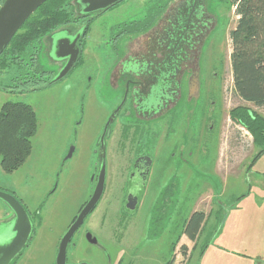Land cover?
Masks as SVG:
<instances>
[{
    "label": "rangeland",
    "instance_id": "374dc122",
    "mask_svg": "<svg viewBox=\"0 0 264 264\" xmlns=\"http://www.w3.org/2000/svg\"><path fill=\"white\" fill-rule=\"evenodd\" d=\"M177 1L129 0L106 14L96 22L88 38L93 56L84 66L53 83L67 63L53 56L57 36L63 38L69 29L73 36L81 31L80 24L71 28L62 26L64 28L52 38L42 41L37 52L39 65L47 72L48 81L51 79L44 85L45 88L29 92L13 89L6 92L0 88V111L7 103H24L33 108L38 118V131L26 163L13 173H6L0 160V190L16 196L30 215L35 216L38 211L41 213V220H35L30 244L15 264H56L60 241L90 195L95 154L99 147L97 139L103 134L111 111L123 97L122 93L108 91L106 87H98L99 83L92 84L89 80L93 78L94 81L97 74L101 78L107 72L110 61L124 56L129 45L141 40L142 34L135 30L136 27H143L152 19L151 26L157 25ZM233 1L206 0L209 12L218 21V35L222 42L221 61L205 72L209 76L214 66V73L219 74L220 82L211 83V77L208 79V90L214 92L217 87L220 90L213 115L215 131H207L202 136L197 125L199 113L194 114L191 105L187 119L192 137L189 145L191 152L186 153V163L178 153L174 158L170 157V151L161 157V167L172 168V173H162L164 181L159 184V204L153 202L150 206L155 211L150 209L145 212L149 199L145 202L148 205L127 229H120L116 223L106 225L111 227L105 226L104 231L109 236L114 233L110 244H101L103 247L83 244L77 253L70 250L71 264H117L120 250V253L125 252L123 264H167L172 259L174 264H264V154L253 162L257 149L253 146L251 134L235 125L230 118L231 110L237 106H247L263 116L264 108L244 103L234 91L230 32L236 27L238 17ZM120 30L136 34H124L118 38L116 50L115 44L111 46L108 43L115 31ZM15 78V73H5L0 84L12 88L17 84ZM91 84L98 92L89 90ZM174 121L179 123L181 115ZM210 123L211 119L207 125ZM117 157L112 169L121 168ZM178 170H185L186 173H178ZM57 184V192L48 197ZM170 186L174 187L170 197L172 203L167 217L163 218L161 201L165 189ZM221 205L225 207L224 220L215 227ZM104 208L101 203L91 216L89 228L93 233L99 232L100 214ZM8 211L6 204L0 200V222L8 217ZM156 211L158 219L154 222ZM196 211L209 215L197 249L186 236H181V227L177 234L161 236L168 222L182 224V218L188 220ZM176 214H179V222ZM100 230L104 233L103 228ZM116 232L121 235L119 242L115 240ZM177 240L178 245L172 253V245ZM203 248L202 256L200 252ZM85 249L88 250L85 252Z\"/></svg>",
    "mask_w": 264,
    "mask_h": 264
},
{
    "label": "flooded vegetation",
    "instance_id": "af4514ba",
    "mask_svg": "<svg viewBox=\"0 0 264 264\" xmlns=\"http://www.w3.org/2000/svg\"><path fill=\"white\" fill-rule=\"evenodd\" d=\"M74 1L72 0V3ZM128 1L124 0L106 11L92 14H82V9L79 6H75L73 10L77 17L75 18L78 20L64 27L71 28L80 24L81 31L79 33L82 32L83 36L79 42V60L70 73L84 66L90 57L93 56L88 38L96 22ZM218 13H221L220 10H218ZM156 14H154L153 18ZM152 21L153 19L145 26L135 28L138 33L142 34L140 35L141 40L134 45H129V49L124 56L119 57L115 61H110L107 72L101 78L97 74L94 81H92L93 78L89 80L92 84L94 82L96 85L99 83L98 87H106L108 91L111 90L123 94L121 102L111 111L103 130H105L114 111L117 110L124 100L125 103L115 120L108 127L105 137L103 138L102 134L97 139L99 147L95 154L90 195L73 218L68 230L75 224L82 210L92 199L100 173H106L105 189L96 209L85 219L68 245V264H71L69 262V251L72 249L73 253H77L83 244L87 247H99L101 244L104 245V243L110 244L111 235H114V233L109 236L104 231L106 225L116 223L120 229L124 230L134 222V219L145 208L146 213L150 209L153 212L155 211L150 206L153 202L159 204V184L164 181L162 173H172V168L161 167V157L170 151V157L174 158L178 153L182 161L186 163V153L191 152L189 145L192 137L190 129L187 127V119L191 112L190 99L193 98V113H199V123L197 125L202 131V136L207 131L209 133L215 131L213 115L218 105L220 90L218 87L214 92L213 90H208V79L211 77V83L214 81L220 82L219 74L214 73V66H212L209 76L205 72L210 71L211 65L221 61L222 42L219 39L218 28L214 29L218 22L216 17L206 9V0L204 2L201 0H187L183 9L168 10L165 13V20L161 21L159 19L157 25L151 26ZM62 28L57 29L51 35L54 36ZM69 31L66 30L67 35L73 36V33ZM124 34L136 33L132 31L125 33L122 30L115 31L108 44H115L114 48L117 50L116 45L118 43L116 44V42ZM51 35L47 36V38H52ZM40 46H35L32 55L39 51ZM159 48L167 56L154 58L152 54L157 53ZM32 51L33 48H30V52ZM193 51H195V56L197 55V57L193 58L191 56ZM86 52L89 54H86ZM29 56L28 58L25 57L27 59L24 63H20V59L19 62L14 61L7 67L0 66V81L5 73L10 72L11 74L15 73V81L17 82L12 88L2 87L0 84L2 90L8 92L7 90L13 89V91L18 92H29L34 88H45L44 85L48 84L51 79L48 81L46 74H42L43 69L40 65L38 67L40 72L34 74L36 68L32 66ZM198 61H200L199 74L195 69V64ZM34 76H36L35 79ZM198 79L199 89L198 85H196ZM92 84L88 86L89 90L93 89L98 92ZM191 91H194L192 93L193 96L190 94ZM176 100L177 104L179 103L177 106L173 104ZM209 112H211L210 117ZM178 115H181L179 123L174 121ZM167 117H169V120ZM210 119L211 123L207 125V121ZM117 131L118 135L116 137ZM116 155L121 166L120 169L111 168L115 162ZM104 166L105 171L102 170ZM178 171V173H186L185 170ZM58 186L59 184L49 193L48 197H52L57 192ZM166 189L163 201H161V216L163 218L167 217L168 208H170L172 203L170 197H172L174 192V187L172 186ZM153 192L155 193L154 195H152ZM168 198L170 201H168ZM149 199H151L149 206L145 207L148 205L145 202L146 200L148 202ZM101 203L102 208L104 206L105 208L100 214L99 232L93 233L89 228V221ZM112 210L113 213H111ZM155 214L154 222L158 219L157 211ZM31 216L34 224H36L35 220H38L36 215L31 214ZM176 216L178 218L179 214H176ZM189 219L182 218V224L178 223V226L168 222L161 236L168 237L174 233L177 234L178 228L181 227V236H186L189 239L186 234ZM179 220L180 218H178V222ZM110 227L106 226L105 228L110 229ZM101 228H103L104 233L100 230ZM115 235L117 236L115 240L119 242L121 240L120 233L116 232ZM87 250L85 249V252ZM120 251L117 256V264H123L125 258V252L120 253ZM77 264L89 263L80 262Z\"/></svg>",
    "mask_w": 264,
    "mask_h": 264
},
{
    "label": "trees",
    "instance_id": "16d2710c",
    "mask_svg": "<svg viewBox=\"0 0 264 264\" xmlns=\"http://www.w3.org/2000/svg\"><path fill=\"white\" fill-rule=\"evenodd\" d=\"M4 2L5 0H0V7ZM232 6L238 17L236 27L230 32L234 91L244 103L264 108V0H235ZM74 8L72 0H48L13 38L0 57V66L7 67L20 59V63H24L30 53V61L36 68L34 74H38L40 71L37 51L32 55L35 46H40L42 41L59 27L78 20ZM30 48H33L32 52ZM152 55L154 58L167 56L160 48ZM42 74L47 72L43 70ZM38 89L41 88L31 91ZM230 118L235 125L251 134L253 146L257 149L253 160L255 162L264 154V116L247 106H237L231 110ZM37 131L38 118L31 106L24 103H7L3 106L0 111V160L6 173H13L26 163L32 153L33 138ZM224 210L225 207L221 205L217 211V215L221 214V217L217 216L218 223L215 227L223 222ZM36 217L38 221L41 220L40 211L36 213ZM208 222L209 215L204 212L196 211L190 217L186 234L195 244L194 249H197ZM178 240L172 245V253L178 245ZM204 250L205 248L201 250L200 255L203 256ZM184 252L186 254V251ZM167 264H174L173 259Z\"/></svg>",
    "mask_w": 264,
    "mask_h": 264
},
{
    "label": "water",
    "instance_id": "95a60500",
    "mask_svg": "<svg viewBox=\"0 0 264 264\" xmlns=\"http://www.w3.org/2000/svg\"><path fill=\"white\" fill-rule=\"evenodd\" d=\"M47 1L48 0H5L4 4L0 7V57L8 48L16 34L28 21V19ZM122 1L124 0H75L73 2V5H75L76 7L79 6L83 11L82 14H92L95 12L106 11L111 7L121 3ZM186 1L187 0L177 1L170 7L169 10L183 9ZM201 1L204 2L205 0ZM206 9L209 11L207 5ZM162 20H165V15H163V17L161 18V21ZM217 25L218 22L216 23L214 29L217 28ZM60 36L61 35L57 36L58 38H56V42L54 43L53 56L56 59L65 60L67 63L61 70L58 77L53 81V83L59 82L66 78L76 66L80 57L79 42L82 39L83 33H78L77 35H75V37L68 36L67 34H65L63 38H59ZM191 56L193 58L197 57V55L195 56V51L191 53ZM195 69L199 74L200 61L195 64ZM198 82L199 79L196 82V85H198ZM194 91H191V96H193L192 93ZM192 100L193 98L190 99L191 105ZM124 103L125 100L112 114L104 130L102 136L103 138L105 137L108 127L115 120ZM173 104H175V106L179 105V103L177 104V100L174 101ZM73 151L74 150L71 151L69 157L72 156ZM102 170L105 171V166L102 167ZM105 175L106 173H100L97 187L92 196V199L82 210L75 224L63 237L56 264H68V245L75 232L81 227L85 219L96 209L97 205L101 201L105 189ZM0 200H2L6 204V207L9 210L8 217L0 222V264H15L16 261L23 255L26 247L30 244L34 233L35 224L26 207L16 196L0 190Z\"/></svg>",
    "mask_w": 264,
    "mask_h": 264
}]
</instances>
